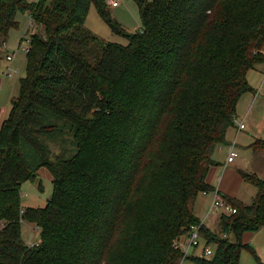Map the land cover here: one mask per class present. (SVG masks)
Wrapping results in <instances>:
<instances>
[{
    "label": "trees",
    "instance_id": "16d2710c",
    "mask_svg": "<svg viewBox=\"0 0 264 264\" xmlns=\"http://www.w3.org/2000/svg\"><path fill=\"white\" fill-rule=\"evenodd\" d=\"M135 2L141 26L130 34L108 0H0V66L17 15L32 20L0 129V264H241L245 249L263 264L243 242L264 230V179L247 172L253 202L228 198L237 212L220 216L219 232L201 226L214 255L178 246L201 224L214 153L264 63V0ZM92 7L128 45L86 30ZM42 169L52 196L24 207V184L44 191ZM24 223L40 231L34 246Z\"/></svg>",
    "mask_w": 264,
    "mask_h": 264
},
{
    "label": "crops",
    "instance_id": "0c3cea01",
    "mask_svg": "<svg viewBox=\"0 0 264 264\" xmlns=\"http://www.w3.org/2000/svg\"><path fill=\"white\" fill-rule=\"evenodd\" d=\"M6 71L3 70L1 74ZM2 81H0L1 84ZM263 81L264 63L257 65L249 72L248 82L249 85L252 86L253 92L245 94L240 99L237 108L236 123L234 127L228 130L227 142L224 147H221V149L214 153V160L218 164L211 169L208 178V183L212 187L213 192L203 193L197 199L195 205L197 217L204 226L212 232H218L217 229L220 224L219 218L221 216V214H217L213 217H208L215 198L220 196L225 200L228 198L236 199L241 203L249 205L253 202L258 191L244 180L241 175L242 172L255 174L264 179V149L257 147L258 143H264ZM0 102H2V100H0ZM1 106L3 108H0V129L4 123L3 121L10 112L7 104ZM241 124H244L245 128L240 130L239 126ZM231 147H235L237 157L234 159L235 161L233 163H228L227 158ZM256 235V233H245L243 239L244 244L254 243ZM182 244L184 247L188 245L187 238L182 240ZM205 247H207L206 243L201 246L200 249H189L187 258L200 257L204 254ZM259 256L261 257V255ZM187 260L190 259H186L181 264H185Z\"/></svg>",
    "mask_w": 264,
    "mask_h": 264
},
{
    "label": "rangeland",
    "instance_id": "374dc122",
    "mask_svg": "<svg viewBox=\"0 0 264 264\" xmlns=\"http://www.w3.org/2000/svg\"><path fill=\"white\" fill-rule=\"evenodd\" d=\"M109 1V0H108ZM110 7L111 15L114 20H116L124 30H126L130 34H134L138 28L141 26V16L139 14L138 6L135 0H121V4L119 8L113 9L108 3ZM86 23V30L92 31L103 41L128 45L127 39L122 36H118L110 30L109 26L103 21L98 15L95 7H92ZM17 20L19 22V27L12 30L7 40L6 49H3V57L1 60L0 66V81L2 84L0 85V108H3L1 105L7 104L9 111L11 110V100L19 95L20 88V80L25 76L26 70V51L25 46L27 47L26 41L23 44H20L22 39L30 38V27L32 20L28 15H17ZM16 59L12 62V64L8 63L6 60L7 55L15 54ZM11 66V69L14 71L11 73V76H6L2 73L3 70H7ZM9 114V113H8ZM8 116V115H7ZM39 179L43 181L44 191L39 190V181L35 182V184L31 182H27L22 187V196H23V206L24 207H45L50 200L53 192V185L51 180V175L46 169H42L39 172ZM0 229H2L0 225ZM219 232V228L217 229ZM216 230V231H217ZM262 231V232H261ZM259 230L256 234V238L254 239V243H250L249 245L257 251L259 258H261V262L264 264V230ZM23 239L30 246L36 245L40 240V231L37 227L32 226L28 223L23 224ZM205 243L202 242L203 246ZM200 246V247H201ZM197 248V249H200ZM213 248L212 246H210ZM261 251V254H260ZM193 262L187 260L185 264H192ZM194 264V263H193ZM241 264H258L253 254L245 249L242 252L241 256Z\"/></svg>",
    "mask_w": 264,
    "mask_h": 264
},
{
    "label": "built area",
    "instance_id": "2783aa9c",
    "mask_svg": "<svg viewBox=\"0 0 264 264\" xmlns=\"http://www.w3.org/2000/svg\"><path fill=\"white\" fill-rule=\"evenodd\" d=\"M109 5L113 8H119L120 4H121V0H109L108 1ZM23 40L24 42L26 41L27 43V47L25 46V51L26 53H29L30 51V47H29V38H24L22 39V41L20 42L19 46L21 44H23ZM16 55L12 54V55H7L6 56V60L8 63L12 64V62L16 59ZM14 72L11 69V66L7 69V71L4 73V75L6 76H11V73ZM264 83V81H263ZM245 125L241 124L239 126V129H244ZM237 157V152L235 150V147H231L229 156L227 158L228 163H233L235 160V158ZM212 208L210 210L209 216L208 217H213L217 214H223V215H231V214H235L237 212L236 208L231 205L230 203H228L224 198L217 196L214 200V202L212 203ZM201 226H204V224L201 222V224L197 227H193L188 235L187 241H188V245L187 246H183V244L179 245L178 248H180L184 254L187 256L189 254V249H196L199 248L201 245L202 240L204 241L203 236L201 235ZM205 257L207 258H211L214 253L213 250H211L210 247H205L204 248V254Z\"/></svg>",
    "mask_w": 264,
    "mask_h": 264
}]
</instances>
